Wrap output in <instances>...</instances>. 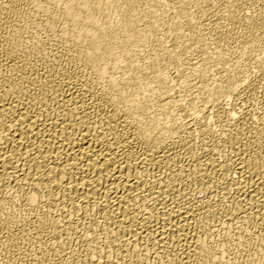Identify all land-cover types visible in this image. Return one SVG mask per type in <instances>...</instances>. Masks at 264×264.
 Instances as JSON below:
<instances>
[{"label":"bare ground","instance_id":"1","mask_svg":"<svg viewBox=\"0 0 264 264\" xmlns=\"http://www.w3.org/2000/svg\"><path fill=\"white\" fill-rule=\"evenodd\" d=\"M0 264H264V0H0Z\"/></svg>","mask_w":264,"mask_h":264}]
</instances>
